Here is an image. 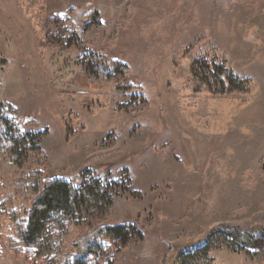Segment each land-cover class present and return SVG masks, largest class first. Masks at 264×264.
Returning <instances> with one entry per match:
<instances>
[{
    "label": "rangeland",
    "instance_id": "1",
    "mask_svg": "<svg viewBox=\"0 0 264 264\" xmlns=\"http://www.w3.org/2000/svg\"><path fill=\"white\" fill-rule=\"evenodd\" d=\"M85 49L126 72L83 84ZM199 59L249 87L198 92ZM0 103L42 133L46 177L118 184L106 224L141 237L108 264H179L206 242L216 264H264V239L210 236L264 227V0H0ZM14 235L0 225V264H43L12 252Z\"/></svg>",
    "mask_w": 264,
    "mask_h": 264
},
{
    "label": "trees",
    "instance_id": "2",
    "mask_svg": "<svg viewBox=\"0 0 264 264\" xmlns=\"http://www.w3.org/2000/svg\"><path fill=\"white\" fill-rule=\"evenodd\" d=\"M81 58L83 84L88 80L96 86L105 84L113 73L127 70L126 64L100 51L85 49ZM191 81L198 92L218 95L249 87V80L237 76L224 62L207 59L194 63ZM121 85L118 88L136 87L129 82ZM13 113L12 106L0 103V225L9 223L15 233L7 239L8 248L16 255H34L43 264H108L113 251L130 238L141 237L134 224H106L118 184L92 176L80 185L60 176L46 177L42 133L31 132L36 124L28 119L20 127ZM220 232L244 249L264 239V227L247 231L218 227L210 236ZM211 246L206 242L182 252L179 264H216L209 255Z\"/></svg>",
    "mask_w": 264,
    "mask_h": 264
}]
</instances>
